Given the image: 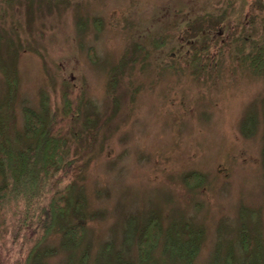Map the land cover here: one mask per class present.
Listing matches in <instances>:
<instances>
[{
	"label": "rangeland",
	"instance_id": "374dc122",
	"mask_svg": "<svg viewBox=\"0 0 264 264\" xmlns=\"http://www.w3.org/2000/svg\"><path fill=\"white\" fill-rule=\"evenodd\" d=\"M3 65L18 130L26 106L50 110L70 157L85 156L61 184L84 206L30 264H189L165 254L186 244L165 247L183 225L201 234L190 264H251L244 225L264 251V0H0V104ZM152 216L162 235L140 263ZM65 218L84 228L77 245ZM30 238L4 246L3 264L23 261Z\"/></svg>",
	"mask_w": 264,
	"mask_h": 264
},
{
	"label": "trees",
	"instance_id": "16d2710c",
	"mask_svg": "<svg viewBox=\"0 0 264 264\" xmlns=\"http://www.w3.org/2000/svg\"><path fill=\"white\" fill-rule=\"evenodd\" d=\"M255 56L252 65H258L263 59V55L258 52ZM5 66H2L4 71L9 69ZM4 73L9 89L0 104V264H3V247L24 238L27 232L31 234L27 257L23 261L18 260L17 264H30L38 259V249L57 227L59 218L69 214L70 206L77 214L84 206L83 200L74 199L73 181L61 184L67 176L72 180L80 177L85 166V156L70 157L61 126L62 119L54 117L55 114L50 110L44 114L26 106L23 110L24 127L22 131L18 130L12 104L18 86L17 77L13 72ZM66 94V116H72L74 111ZM43 105L47 106L45 102ZM61 222L63 224L58 229L63 236L72 244H79L84 235L83 226L67 218L61 219ZM183 226L186 231L180 233L174 230L166 237L165 247L174 236L186 244L167 253L164 247V253L179 262L188 261L190 264L199 250L201 234L196 238L189 234L191 226ZM161 235L160 218L152 216L136 240L140 263L150 259ZM183 235H188V238ZM241 245L247 261L251 264H264V251H261L258 237L252 236L246 225L242 227Z\"/></svg>",
	"mask_w": 264,
	"mask_h": 264
}]
</instances>
